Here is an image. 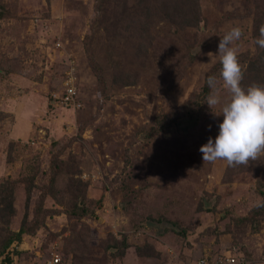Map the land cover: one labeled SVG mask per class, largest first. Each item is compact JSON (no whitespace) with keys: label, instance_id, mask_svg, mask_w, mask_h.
<instances>
[{"label":"rangeland","instance_id":"obj_1","mask_svg":"<svg viewBox=\"0 0 264 264\" xmlns=\"http://www.w3.org/2000/svg\"><path fill=\"white\" fill-rule=\"evenodd\" d=\"M199 2L197 25L155 23L151 44L147 34L121 43L96 38L94 55L105 60L109 51L113 59L105 68L106 96L86 50L95 0H0V181L18 180L11 229L20 228L26 212L32 223L37 214L44 220L12 243L0 264L38 263L53 253L64 264H194L202 257L214 263L228 253L264 264V217L244 220L264 201V156L236 167L204 164L199 149L219 134L224 117L196 97L220 61V36L234 26L243 31L236 44L247 72L264 0ZM72 59L80 107L61 101ZM227 97L222 90V104ZM58 162L55 199L46 192ZM78 180L84 189L76 198ZM76 201L94 215L71 219L67 210ZM123 238L126 255H111V244ZM148 245L156 252H136Z\"/></svg>","mask_w":264,"mask_h":264},{"label":"trees","instance_id":"obj_2","mask_svg":"<svg viewBox=\"0 0 264 264\" xmlns=\"http://www.w3.org/2000/svg\"><path fill=\"white\" fill-rule=\"evenodd\" d=\"M200 21L201 6L199 0H95V14L92 19L90 33L86 37V50L89 54L90 62L99 85L103 88L104 94H106V96L109 94L106 70L113 59L110 60L111 54L109 51H106L105 60L98 59L96 55H94L96 45H98L96 38L106 39L107 42L109 41L108 39L111 38L118 41V43H121L123 40L129 41L130 39H138L147 34V40L151 44L153 38L151 29L155 23L174 22L180 28H183L194 27ZM257 48V53L247 60L249 68L247 72L244 73L243 80L241 81V85L244 88H247L254 83L264 84V49L260 48L258 45ZM221 67L222 65L219 61L209 70L201 91L196 95L198 101H206V97L212 91L207 85V77L209 75H216ZM79 81L80 76L78 74V85ZM119 83V81L112 80L111 84L113 86H122L119 85ZM126 84H130V82L123 83V85ZM188 106H190V104H186L185 107ZM158 123L159 125L150 128L147 137H153L158 134L160 130L167 125V120H158ZM62 169L63 166L59 162L53 165V175L51 177L52 183L49 185V189L46 192L47 195H52L55 199L59 198L61 195L60 190L57 189L56 182ZM17 181L18 180L10 178L0 181V259L6 255V251H8L12 243L20 241L25 234L31 232L34 233L44 222V220L40 218V215L37 214L35 222L32 223L29 221L28 213L26 212L20 228L18 230L10 228L12 219L17 213V207L15 204ZM32 183L31 179L27 191V205L30 203L31 199ZM72 185H77L78 190L76 189L74 193L76 194V198H78L79 195H81L78 191L84 189L83 183L78 180ZM263 187L264 180H262V183L259 185V191L262 194H264L262 190ZM83 196L86 195L83 193ZM84 202L86 203V200H84ZM94 213L95 211L89 204L82 205L77 201L72 203L67 210L69 217L75 221H80L87 215L93 216ZM262 217H264V206L254 207L252 212L244 217V220H249L254 223L255 221L258 222ZM148 247L152 249L150 252ZM128 248L129 245L127 240L126 238H123L121 240H114L109 249L111 255L124 257ZM136 252L140 255H150L156 251L153 246L148 245L136 246ZM80 253L81 251L79 250L77 255ZM59 264H64L62 259Z\"/></svg>","mask_w":264,"mask_h":264},{"label":"clouds","instance_id":"obj_3","mask_svg":"<svg viewBox=\"0 0 264 264\" xmlns=\"http://www.w3.org/2000/svg\"><path fill=\"white\" fill-rule=\"evenodd\" d=\"M242 36L243 31L239 26L220 36V79L215 75L207 77V85L212 91L206 97V103L216 116L223 115L224 119L219 124V134L215 139L210 137L199 149L204 164L224 160L228 166L236 167L249 165L251 161L264 156V84L254 83L247 88L241 85L243 68L238 59L239 47L236 42ZM254 43L264 49V24L260 25ZM222 90L228 93L223 104ZM221 104L219 112L213 111ZM253 206H264V201L257 200Z\"/></svg>","mask_w":264,"mask_h":264},{"label":"built area","instance_id":"obj_4","mask_svg":"<svg viewBox=\"0 0 264 264\" xmlns=\"http://www.w3.org/2000/svg\"><path fill=\"white\" fill-rule=\"evenodd\" d=\"M74 59L71 60L69 69L65 72L62 87L64 93L61 95V101L66 106L80 107L81 104L77 99V88H78V74L74 65ZM264 260V254L262 255ZM248 260L244 256H237L233 253H228L225 256H221L211 263L208 257H202L198 259L194 264H248ZM61 262V256L59 253H53L52 256L42 262L30 263V264H59ZM16 264V261H14Z\"/></svg>","mask_w":264,"mask_h":264}]
</instances>
